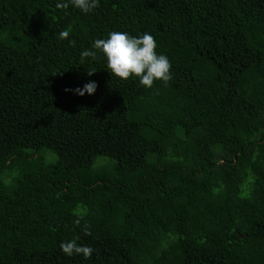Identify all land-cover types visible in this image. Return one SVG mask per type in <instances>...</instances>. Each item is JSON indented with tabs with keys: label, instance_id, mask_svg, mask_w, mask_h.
<instances>
[{
	"label": "trees",
	"instance_id": "16d2710c",
	"mask_svg": "<svg viewBox=\"0 0 264 264\" xmlns=\"http://www.w3.org/2000/svg\"><path fill=\"white\" fill-rule=\"evenodd\" d=\"M0 264H264V0H0Z\"/></svg>",
	"mask_w": 264,
	"mask_h": 264
}]
</instances>
